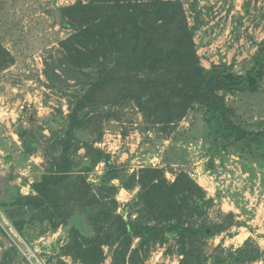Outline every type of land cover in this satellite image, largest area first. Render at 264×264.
Listing matches in <instances>:
<instances>
[{
  "label": "trees",
  "instance_id": "trees-1",
  "mask_svg": "<svg viewBox=\"0 0 264 264\" xmlns=\"http://www.w3.org/2000/svg\"><path fill=\"white\" fill-rule=\"evenodd\" d=\"M61 12L64 26L74 32L61 42L58 54L46 61L45 72L54 81L51 86L57 80L72 79L81 87L67 93L71 105L65 124L51 131L46 143L22 125L18 128L28 155L45 146L46 165L41 179L32 185L33 192L2 204L19 233L24 236L25 227L36 220L50 223L54 230L64 226L65 241L51 264H68L64 256L81 264H104L106 247L112 264H147L152 248L170 241L171 235L183 256L180 264L261 260L264 252L250 238L241 247L220 245L207 253L208 240L232 226L234 215H229L227 224L213 226L209 212L215 198L208 197L187 171L176 173L174 181L160 167L129 173L96 143L103 138L104 123L118 119L119 106L124 104L136 105L147 122L165 130L198 106L211 135L224 142V149L243 144L264 151V131L243 127L227 103L228 95L261 90L264 42L241 74L226 63L211 68L201 65L194 42L199 25L189 26L179 0L78 1ZM13 63V55L0 42V72ZM81 149L85 152L79 153ZM87 161L86 171L100 162L108 166L98 187L85 170L75 169ZM209 167H214V161ZM115 179L125 188L139 187L126 215L118 212ZM81 211L88 217L91 235L68 222Z\"/></svg>",
  "mask_w": 264,
  "mask_h": 264
},
{
  "label": "rangeland",
  "instance_id": "rangeland-1",
  "mask_svg": "<svg viewBox=\"0 0 264 264\" xmlns=\"http://www.w3.org/2000/svg\"><path fill=\"white\" fill-rule=\"evenodd\" d=\"M78 1L90 0H0V42L14 57V63L0 72V264H51L65 241L64 226L54 230L50 223L38 220L27 225L21 235L2 204L16 200L19 194L31 193L21 191L18 179L32 180L33 185L45 172V146L28 155L17 134L19 126L46 143L51 131L65 124L71 105L67 93L80 91L81 86L72 79L55 80V86H51L54 81L45 72L46 61L58 54L61 42L74 32L64 26L61 9ZM179 2L189 26L199 25L194 42L201 65L211 68L226 63L233 71L245 73L264 42V0ZM227 103L236 110L243 127L264 131V80L259 92L228 95ZM119 114L118 119L104 123L103 138L96 143L110 153L115 165L129 173L146 166L164 168L170 181L179 171H187L208 197L215 198L209 212L213 226L227 224L229 215H234L232 226L208 240L207 253L220 245L241 247L249 238L264 252L263 148L236 144L224 149V142L211 135L198 106L188 110L174 128L167 125V130L147 122L134 104L119 106ZM211 161L214 167H209ZM89 165L87 161L75 169L85 170ZM107 170L105 162H100L85 173L98 187ZM112 183L119 186L118 212L126 215L127 204L139 187L125 188L118 179ZM68 222L92 234L84 212ZM179 248L171 235L170 241L152 248L147 264H180L183 256ZM106 251L104 264H112L108 247ZM63 258L68 264H81L69 256ZM252 264H264V255Z\"/></svg>",
  "mask_w": 264,
  "mask_h": 264
},
{
  "label": "crops",
  "instance_id": "crops-1",
  "mask_svg": "<svg viewBox=\"0 0 264 264\" xmlns=\"http://www.w3.org/2000/svg\"><path fill=\"white\" fill-rule=\"evenodd\" d=\"M20 180L18 179V184L21 187V191L23 190V192H25V194H28V193L32 192L31 191V189H32V180H29L28 182H26V181L22 182V180H21V183H20Z\"/></svg>",
  "mask_w": 264,
  "mask_h": 264
},
{
  "label": "built area",
  "instance_id": "built-area-1",
  "mask_svg": "<svg viewBox=\"0 0 264 264\" xmlns=\"http://www.w3.org/2000/svg\"><path fill=\"white\" fill-rule=\"evenodd\" d=\"M21 174L23 175V174H26L25 172H21Z\"/></svg>",
  "mask_w": 264,
  "mask_h": 264
}]
</instances>
